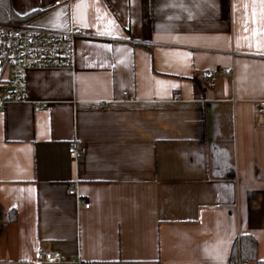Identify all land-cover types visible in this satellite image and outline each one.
<instances>
[{
	"label": "crops",
	"instance_id": "crops-1",
	"mask_svg": "<svg viewBox=\"0 0 264 264\" xmlns=\"http://www.w3.org/2000/svg\"><path fill=\"white\" fill-rule=\"evenodd\" d=\"M53 1L0 11L77 32L0 110V264L264 261V0Z\"/></svg>",
	"mask_w": 264,
	"mask_h": 264
},
{
	"label": "built area",
	"instance_id": "built-area-1",
	"mask_svg": "<svg viewBox=\"0 0 264 264\" xmlns=\"http://www.w3.org/2000/svg\"><path fill=\"white\" fill-rule=\"evenodd\" d=\"M72 1L55 0L52 5H69ZM76 34L74 29L60 31L36 27L22 20L0 22V110L7 103L24 99V71L70 66ZM218 72L231 74L232 70L224 68ZM206 74L210 76L213 72L208 70ZM121 95L122 100H133L126 91ZM258 105L264 110V100L258 101ZM67 153L71 159H75L85 153V148L70 144ZM68 193L74 194L71 186ZM82 206L87 208L88 203H82ZM35 258L38 263H59L63 260L58 252L43 247L37 249ZM236 264L241 262L238 260Z\"/></svg>",
	"mask_w": 264,
	"mask_h": 264
},
{
	"label": "trees",
	"instance_id": "trees-1",
	"mask_svg": "<svg viewBox=\"0 0 264 264\" xmlns=\"http://www.w3.org/2000/svg\"><path fill=\"white\" fill-rule=\"evenodd\" d=\"M6 9L7 4L3 0L0 5V11L4 13ZM238 260L241 264H248L251 261H254L256 264H264V261L258 260L256 255V241L249 234H239L231 246L229 264H236Z\"/></svg>",
	"mask_w": 264,
	"mask_h": 264
}]
</instances>
